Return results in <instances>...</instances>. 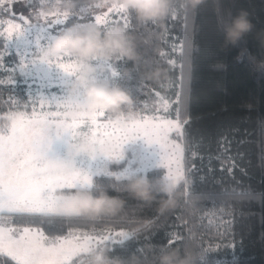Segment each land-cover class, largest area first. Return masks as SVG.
<instances>
[{
  "label": "trees",
  "instance_id": "obj_1",
  "mask_svg": "<svg viewBox=\"0 0 264 264\" xmlns=\"http://www.w3.org/2000/svg\"><path fill=\"white\" fill-rule=\"evenodd\" d=\"M120 3L37 0L43 23L63 21L50 28L60 34L89 28L101 37L123 33L133 56L101 57L103 84L124 92L129 102L105 115L163 114L167 101L168 117L182 125L184 177L169 191L147 183L148 195L141 198L130 187L139 177L96 175L89 189L61 192L104 194L118 202L114 212L28 214V224L58 237L72 228L126 223V236L78 253L68 264H161L171 252L187 264H264V0H170L168 11L152 19L118 9ZM240 16L251 30L229 43L225 29ZM5 18L20 21L0 8ZM4 43L0 37V51ZM7 52L4 80L7 66L19 65L18 54ZM34 102L20 71L0 85V118L30 114ZM0 264L18 262L0 253Z\"/></svg>",
  "mask_w": 264,
  "mask_h": 264
},
{
  "label": "rangeland",
  "instance_id": "obj_2",
  "mask_svg": "<svg viewBox=\"0 0 264 264\" xmlns=\"http://www.w3.org/2000/svg\"><path fill=\"white\" fill-rule=\"evenodd\" d=\"M22 7H24V0H0V8L3 9L15 10L16 8L19 11ZM39 8L37 0H31V3L24 10L25 17H31L30 22L34 23L36 19L43 23L46 18L44 19V16L40 15ZM117 8L123 9L121 6ZM9 20L17 24L23 23L10 18L0 19V37L4 41L7 36L5 30L9 27ZM99 21L97 20V22ZM58 35H61L58 31L50 29L44 33H38L36 30L30 29L24 36L19 38L14 36L7 42L6 49L15 51L18 54L19 64L21 56H26L29 62L20 72L27 80L35 102L34 109L30 114L13 113L0 118V172H8L13 169L27 170L26 165L31 162L32 167L41 173L39 179L45 184H47L49 177L67 178L78 175L81 178L87 177V180L84 183L72 186V188L89 189L96 175H111L118 179L137 176L145 180L152 189L169 191L184 177L183 152L177 159L172 160L168 149L162 146L160 142L127 130L132 124L144 117L159 116L171 119L178 123L180 132L178 133L173 129L169 135V142L179 143L183 148L181 122L177 118L168 117L167 114L170 104L165 100L162 101L163 114L137 117L116 116L107 118L105 115L106 109H89L84 100V89L75 85L80 63L77 57L71 53H62L47 59L41 58L42 51ZM87 63L95 70L89 76V82L103 84L107 76L103 72L105 64L102 58H90ZM66 67L70 68L71 71H66ZM37 117L44 121V126L49 130V142L46 148L37 153L32 151L31 143L37 130L33 129L32 132L24 136V147L21 150L11 151V154H9L12 142L17 138L18 124L21 121L31 123ZM91 118H94V120ZM71 122H77L82 126L81 134L75 138L57 137L56 130L58 126ZM85 123L104 126L115 125L117 131L114 135L105 136L85 134L83 129ZM123 132H127V137L122 141L120 134ZM81 142H87L93 148L99 144L108 143L112 145V150L103 155L87 152L73 155L71 150ZM112 164L117 166L111 168ZM65 166H67V170H65ZM67 188L70 187L54 183L51 189H45L42 192V196L46 197L48 193L51 197L50 211L44 214L68 215L58 210L62 198L74 194L73 192L69 194L61 193L62 190ZM0 211L4 212L0 215V231L10 233L13 237H22L17 229H13L11 224L7 223L9 218H7L8 215L5 212L15 211L10 210L6 204L0 205ZM27 215V213L18 212L17 215L12 217L26 221L29 220ZM84 232L89 234L86 237H91V234L92 237L86 242L83 241V245H81L83 248L98 246L103 242L100 238L109 232L112 234V239L119 236L124 237L128 234L126 223L122 221L115 222L112 226L105 228L84 227L80 233L84 234ZM120 233H123V235ZM72 236L74 234H71L68 238H73ZM4 247L9 248L6 244Z\"/></svg>",
  "mask_w": 264,
  "mask_h": 264
},
{
  "label": "snow or ice",
  "instance_id": "obj_3",
  "mask_svg": "<svg viewBox=\"0 0 264 264\" xmlns=\"http://www.w3.org/2000/svg\"><path fill=\"white\" fill-rule=\"evenodd\" d=\"M31 3V0H24V7L19 11L17 9H11V13L14 17H18L22 24L13 23L12 20L8 21L9 27L5 30L7 36L5 37V47L3 51H0V69H4L3 57L8 55L6 50L7 42L14 36L19 38L25 35V33L34 29L38 33H44L48 29L53 28L63 23V21L57 19L51 24L41 23L35 19L36 22H30L31 17L26 18L24 10ZM87 18V16L85 17ZM103 22L100 17L96 18ZM29 63L26 56L20 57V64L7 68L8 79L4 80L0 78V85H4L7 81H12L17 71H23L26 64ZM66 71L70 72L71 69L66 67ZM167 110V109H165ZM94 120V118H91ZM39 126V128H37ZM17 138L13 140L11 151L21 150L23 145L24 136L32 132L33 129H37L34 139L31 143V149L34 153L41 152L46 148L49 142V130L44 126V121H41L39 117L33 120L31 123L21 121L18 124ZM81 125L77 122L63 123L58 126L56 130L57 137L68 136L75 138L81 134ZM85 134L90 135H114L116 134V126L109 125L104 126L95 123H85L83 125ZM175 129L178 133L180 128L178 123L171 119H165L159 116H148L141 118L132 124L128 132L134 134H142L155 139L160 142L162 146L168 149L169 156L172 160L182 155V145L174 141L169 142V135ZM121 140L126 139L127 132L120 134ZM26 169L16 170L13 169L8 172H0V205L6 204L10 210L15 212L27 213L31 215H42L47 211H50L51 197L47 193V196H42V192L45 189H51L54 183L60 185H66L72 187L78 183H84L87 177L81 178L78 175L64 177H49L47 184L39 179L41 173L32 167L31 162L26 165ZM123 235V233H120ZM73 238H67L60 240L52 248H44L40 241L43 238L42 233H32L30 229L25 230V235L22 237H13L10 233L0 231V245H8L16 255L18 256V264H68L69 257L79 246L80 238L78 236H72ZM91 237H85L86 242ZM102 241L112 239V234L109 232L100 238Z\"/></svg>",
  "mask_w": 264,
  "mask_h": 264
},
{
  "label": "clouds",
  "instance_id": "obj_4",
  "mask_svg": "<svg viewBox=\"0 0 264 264\" xmlns=\"http://www.w3.org/2000/svg\"><path fill=\"white\" fill-rule=\"evenodd\" d=\"M169 2L170 0H121L120 6L125 10L134 11L142 19H152L165 14L168 11ZM192 2L195 4L199 0H192ZM250 30L251 24L243 16L237 17L231 26L225 29V39L229 43H235ZM261 45L264 46V39L261 40ZM62 53H71L80 62L75 85L84 89V100L89 109H115L129 102L128 96L119 89H109L104 84L90 83L88 79L95 71L87 63L90 58L106 57L109 53L132 58V49L120 30H114L101 37L99 31L94 28L84 31L69 29L52 40L51 44L42 51L41 58L47 59ZM111 150L112 145L108 143L99 144L93 148L91 144L81 142L71 151L73 155L81 152L103 155ZM130 187L141 198L148 195L147 182L143 179L134 180ZM118 206L117 201L104 194L93 197L88 193H75L62 198L58 210L66 214H96L114 212ZM160 261L161 264H187L185 260H178L175 252L163 254Z\"/></svg>",
  "mask_w": 264,
  "mask_h": 264
},
{
  "label": "crops",
  "instance_id": "obj_5",
  "mask_svg": "<svg viewBox=\"0 0 264 264\" xmlns=\"http://www.w3.org/2000/svg\"><path fill=\"white\" fill-rule=\"evenodd\" d=\"M67 189L69 191H75L76 190V189H74L72 187L67 188ZM78 189H81V188H78ZM66 194H69V193H66ZM3 213H4L3 211H0V215L3 214ZM5 213L8 215L7 218H9V221L7 223H10L11 226L13 227V229H17V231L19 232L20 235L24 236L26 229H30L32 231V233H36V232L42 233L43 238L40 241V243H41V245L44 248H52V247H54L58 241L67 239L68 236H70L71 234H74V236H78L80 238L79 246L76 248V250L69 257V260L74 255H76L78 253H87V252L93 250L95 247H97V246H92V248H83L81 246V245H83V241H84V238L86 237V235H89L88 233L86 234L85 232H84V234L80 233L81 230L84 229V227L72 228V229H69L66 232V234H64L63 236L51 237V236H47L40 227L30 226L28 224L29 220L23 221L22 219H14V217H12V216L13 215H17L18 212H5ZM91 237H92V234H91ZM105 241H107V240H105ZM105 241H103V242H105ZM4 245H0V247H2L0 249V253L8 255L9 257H11L12 259H14L15 261L18 262V256L16 255V253L10 248H5Z\"/></svg>",
  "mask_w": 264,
  "mask_h": 264
}]
</instances>
